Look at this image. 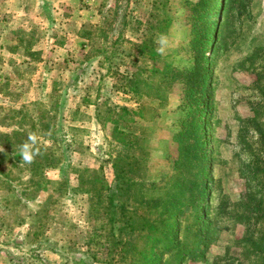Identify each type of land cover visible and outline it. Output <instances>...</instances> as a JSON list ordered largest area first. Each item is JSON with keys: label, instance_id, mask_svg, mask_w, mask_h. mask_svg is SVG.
<instances>
[{"label": "rangeland", "instance_id": "1", "mask_svg": "<svg viewBox=\"0 0 264 264\" xmlns=\"http://www.w3.org/2000/svg\"><path fill=\"white\" fill-rule=\"evenodd\" d=\"M196 1L0 0V264H264V0L208 29L199 223L177 135Z\"/></svg>", "mask_w": 264, "mask_h": 264}, {"label": "trees", "instance_id": "2", "mask_svg": "<svg viewBox=\"0 0 264 264\" xmlns=\"http://www.w3.org/2000/svg\"><path fill=\"white\" fill-rule=\"evenodd\" d=\"M221 0H197L193 4V10L197 14L196 18L194 20V31L192 38L190 39L189 43V50L193 52L194 54V65L192 69H190L189 72L186 73V99L190 105L189 109L185 113L184 117L181 119V126L178 130V137L179 142L181 143L180 147V155L182 160L185 161V163L188 165L190 169V176L192 177L189 181L191 183V187L196 189H200L201 186H203L202 181V166H203V155L205 154V150L203 148V139L205 137L204 133V125L205 121L203 119V114L205 112V105H206V98H205V92H206V78L208 76V65H207V56H206V50L210 48V43L213 48L216 47V39L218 37V34L220 32V27L218 26L219 23L216 24L213 33L209 34L208 29L210 27L211 23H215L216 16L219 14V11H224L225 13L229 11V8L233 5L235 0H224V3L220 2ZM197 21V22H195ZM211 37V38H210ZM22 43V42H20ZM19 45H23L20 44ZM136 47L140 48L141 50L145 47V41H141L140 44H137ZM66 92V90H65ZM51 106V104H50ZM58 107V113L59 116L62 115L60 111V104L57 103L56 105ZM46 107V105L43 106V108ZM78 107H76V110ZM49 111V109L44 108L41 112V115L39 117L40 121L35 122L34 126L41 124L46 127V129H52V135L57 134L59 141L62 144L69 145V142H65V137L61 136L57 133L58 130L56 127V124H54L52 121H49V113H45ZM259 125V122H257ZM77 129V128H74ZM57 130V131H55ZM79 130V129H78ZM258 132H259V139L260 143L264 148V130L258 126ZM191 133V141H188V143H185L186 138H189V135ZM122 135L125 136V138L120 139V143L123 147L129 148L134 147L135 143L134 141L128 139L127 137H130L131 135H134L131 132H122ZM67 136V135H66ZM71 142H75L74 138L70 137ZM59 142V143H60ZM67 149L68 147H64ZM0 154L3 155V157L8 156L6 152L3 150L0 151ZM125 155V154H124ZM122 156V155H121ZM122 159H119L120 162L125 161L126 156H122ZM183 157L185 159H183ZM22 155L20 153H17L14 156V162H12V165L16 166L17 168L21 170L26 169L24 163L21 161ZM180 158V159H181ZM181 160V161H182ZM69 158H66L62 161L64 163H68ZM10 165V166H12ZM126 165L129 166V163ZM29 168V167H28ZM203 175V174H202ZM252 175L253 178L256 180V183L260 185L261 188L264 189V154L263 156H256L252 161ZM116 177H121L118 173H116ZM104 182V181H103ZM105 183V182H104ZM118 186V184H117ZM106 191L110 192V187L106 185ZM203 192L200 189V193L195 199V207L193 208V219L195 222L199 223L200 218L202 216L200 204H201V197ZM110 203L114 202V197L109 193L108 194ZM172 215L169 214L167 217V220L169 223H171ZM169 223H166L168 225ZM179 244H176L177 250H179Z\"/></svg>", "mask_w": 264, "mask_h": 264}, {"label": "clouds", "instance_id": "3", "mask_svg": "<svg viewBox=\"0 0 264 264\" xmlns=\"http://www.w3.org/2000/svg\"><path fill=\"white\" fill-rule=\"evenodd\" d=\"M25 159H30L29 157H25Z\"/></svg>", "mask_w": 264, "mask_h": 264}]
</instances>
